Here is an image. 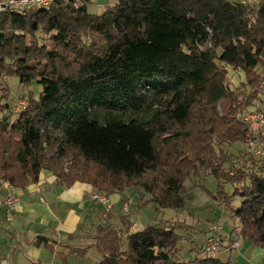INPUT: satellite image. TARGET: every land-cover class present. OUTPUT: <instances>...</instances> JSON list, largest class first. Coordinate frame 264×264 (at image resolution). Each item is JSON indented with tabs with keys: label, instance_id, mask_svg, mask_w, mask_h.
<instances>
[{
	"label": "trees",
	"instance_id": "obj_1",
	"mask_svg": "<svg viewBox=\"0 0 264 264\" xmlns=\"http://www.w3.org/2000/svg\"><path fill=\"white\" fill-rule=\"evenodd\" d=\"M90 2L0 9V180L24 188L49 170L63 186L87 182L123 204L128 190L147 193L157 208L181 210L184 182L211 176L208 193L238 222L226 239L264 251V145L252 147L264 142V123L244 118H264V0H116L100 14ZM230 70L243 73L239 85ZM10 76L38 86L19 112L2 83ZM222 143L246 148L237 159ZM114 216L80 224L69 237L83 231L91 242L69 254L86 259L95 248L93 264H228L203 245L180 255L176 224L131 232L125 214Z\"/></svg>",
	"mask_w": 264,
	"mask_h": 264
},
{
	"label": "crops",
	"instance_id": "obj_2",
	"mask_svg": "<svg viewBox=\"0 0 264 264\" xmlns=\"http://www.w3.org/2000/svg\"><path fill=\"white\" fill-rule=\"evenodd\" d=\"M94 190L90 183L82 181L63 186L57 183L53 172L43 170L37 182L14 188L19 203L9 211L3 204L4 190L0 188V264L70 262L72 254L67 246L85 242L83 231L76 234V239L69 235L76 233L80 224L86 230L91 227L93 214L97 211L89 198ZM109 197L113 204L120 203V194L113 193ZM111 209L105 215L111 213ZM105 215L102 211L103 218ZM39 236L46 239L40 241ZM246 249L243 250L249 253L244 255L250 260L248 264H264L261 247L251 245Z\"/></svg>",
	"mask_w": 264,
	"mask_h": 264
},
{
	"label": "rangeland",
	"instance_id": "obj_3",
	"mask_svg": "<svg viewBox=\"0 0 264 264\" xmlns=\"http://www.w3.org/2000/svg\"><path fill=\"white\" fill-rule=\"evenodd\" d=\"M241 1L248 4H256L258 2V0ZM115 2L116 0H91L87 8L90 13L100 14L108 5H113ZM228 74L232 85L237 86L243 80V73H236L230 70ZM2 83L9 84L10 86L9 99L13 105V110L20 101H23V98H26L24 96L28 93V89L35 94L38 92V86L35 83L32 86H29V88L20 87L18 78L16 76L6 77ZM221 146L227 151H231L235 157L238 155L239 148H246L245 145L240 143H236L232 146H229L227 143H222ZM216 147L218 148V146ZM236 158L238 159V157ZM62 162V169L64 172H67L71 165L70 159L68 157L64 158ZM184 184L187 186V192L185 194V206L183 209H159L156 207L154 202L149 201V194L143 193L144 195L141 196L139 192L133 193L132 190H128L126 191L125 195L128 209H122L124 204L121 201L122 199H119L120 203L113 204L111 209V212L115 215L111 220V223H120V215L125 214L131 223L129 230L131 232L143 229L149 224H162L165 222L169 224H176L178 225L176 227L177 231L185 236V239L178 243V253L180 255H186L187 258L195 255V249L192 250L191 248H197V251L201 252L200 246H206L208 244L210 238H206V235L208 231L207 228L210 227V229L214 231L213 235L211 236L218 237V241L221 245L220 250L213 257L228 264L250 263V260L244 256L249 255V253H245L243 249L247 247L246 250H248L251 244L247 241H242L239 239V241H236L238 242V248H234L232 247V244L236 242H229L226 239L230 229H232L234 235L237 237L238 234L236 232V226L238 222L236 219H232L230 217L231 210L228 207L225 208L223 206H219L216 203V200L208 193L212 192V195L213 193H216V179L211 176L203 177L202 180H200L199 177H193L189 180H186ZM224 188L226 192H230L229 190L231 187L229 184H225ZM93 192L96 191L94 190ZM237 204L238 202H235L234 206ZM103 210H105V207L100 205L97 211L93 214V222L104 220L102 217ZM213 225L219 227V229H214ZM218 233L223 237V239H220ZM90 242L91 240L89 239L85 240V243ZM77 243L79 242H76V244ZM225 245H228L229 247H226ZM98 259H100L99 253H97L95 248H91L86 259H81L80 257L71 255L69 261L73 264H93Z\"/></svg>",
	"mask_w": 264,
	"mask_h": 264
},
{
	"label": "built area",
	"instance_id": "obj_4",
	"mask_svg": "<svg viewBox=\"0 0 264 264\" xmlns=\"http://www.w3.org/2000/svg\"><path fill=\"white\" fill-rule=\"evenodd\" d=\"M52 2V0H1L0 1V9L3 8V6H10L13 8H16L17 10L21 11L27 6L31 5H48ZM26 108V102L20 101L19 104L16 106L15 110L17 112L24 110ZM245 119L250 120H258L259 125H263L264 118L259 113L254 114H247L244 117ZM264 145V142H261V144L252 145V147L260 148ZM0 188L4 190V200L3 204L4 206L9 210L12 211L15 209L17 204L19 203V199L14 195V188L10 185L8 181L0 180ZM90 200L94 202H98L99 204L103 205L108 211L113 206V202L110 200V197L102 192H92L89 195ZM123 210L128 209V204L125 202L123 205ZM213 228L218 230L219 227L213 225ZM209 242L206 246H204V251L208 256H214L221 248L220 242L218 241V237L211 236L209 237ZM232 247H237V243L232 244Z\"/></svg>",
	"mask_w": 264,
	"mask_h": 264
}]
</instances>
